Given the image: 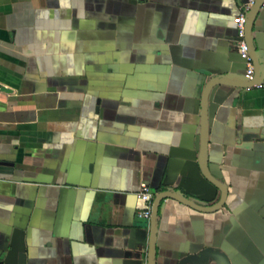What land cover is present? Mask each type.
Wrapping results in <instances>:
<instances>
[{"label":"crops","instance_id":"0c3cea01","mask_svg":"<svg viewBox=\"0 0 264 264\" xmlns=\"http://www.w3.org/2000/svg\"><path fill=\"white\" fill-rule=\"evenodd\" d=\"M247 1L0 0V264H149L141 182L196 205L159 200L152 264H264V0L252 85Z\"/></svg>","mask_w":264,"mask_h":264},{"label":"water","instance_id":"95a60500","mask_svg":"<svg viewBox=\"0 0 264 264\" xmlns=\"http://www.w3.org/2000/svg\"><path fill=\"white\" fill-rule=\"evenodd\" d=\"M263 0H255L254 4L252 5L251 9L249 10V12L247 13V20H246V32H245V36H246V40L248 42L249 45V51L254 63V77L253 80L251 81L250 85H252L254 82H256V80L259 79L260 76V72H261V68L259 65V62L257 61L255 52L253 50V47L251 45V39H250V26H251V22L257 12V10L259 9L260 5L262 4ZM224 80V78H215L213 80V83L216 82H222ZM211 83V84H213ZM210 84V85H211ZM257 84V83H256ZM209 85V86H210ZM209 86L207 87V89L205 90L204 94H203V100H202V130H201V152H200V159L199 162L201 164V166H204L205 164V148H206V97H207V93L209 90ZM222 192V197L219 200V203L222 201V199L225 196L226 193V189L224 188V186H222L220 183H218L216 180L210 178L208 176L207 173H204ZM177 197L180 200H182L183 202L190 204L192 206H196L193 202L182 198L180 196H177V194L175 192H169V191H165V192H161L158 196H156L154 202H153V206H152V212H151V216H150V221H151V240H150V254H149V264H152V254H153V237H154V225H155V217H156V211H157V206H158V202L160 199H162L163 197ZM216 207V206H213ZM213 259L214 261L218 262L219 264H229V261L227 259V257L225 255H223L220 252L214 251L210 248H205L203 249L201 252H199V254L197 255H190L185 257L180 264H184L185 262H192L193 264H208L209 263V259Z\"/></svg>","mask_w":264,"mask_h":264},{"label":"built area","instance_id":"2783aa9c","mask_svg":"<svg viewBox=\"0 0 264 264\" xmlns=\"http://www.w3.org/2000/svg\"><path fill=\"white\" fill-rule=\"evenodd\" d=\"M255 0H248L240 4V11L234 16L233 20L237 31V52L245 64L244 76L247 81H252L254 77V63L249 51V45L246 40V20L247 13L251 9ZM137 196L145 203L143 209L137 211V215L149 219L153 206V194L146 182H141Z\"/></svg>","mask_w":264,"mask_h":264}]
</instances>
